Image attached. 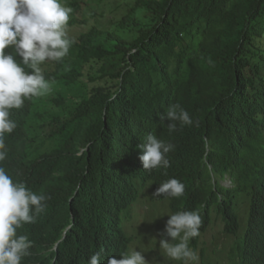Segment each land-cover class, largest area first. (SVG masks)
<instances>
[{"label": "trees", "instance_id": "1", "mask_svg": "<svg viewBox=\"0 0 264 264\" xmlns=\"http://www.w3.org/2000/svg\"><path fill=\"white\" fill-rule=\"evenodd\" d=\"M91 3L66 0L74 43L41 65L51 93L11 110L0 166L50 197L17 230L33 242L21 264H88L101 249V264L120 259L135 208L157 201L199 212L189 246L216 225L230 264H264V0H122L113 17ZM176 103L194 123L170 133L161 114ZM150 133L175 146L167 169L143 168ZM171 178L185 194L155 196Z\"/></svg>", "mask_w": 264, "mask_h": 264}, {"label": "clouds", "instance_id": "2", "mask_svg": "<svg viewBox=\"0 0 264 264\" xmlns=\"http://www.w3.org/2000/svg\"><path fill=\"white\" fill-rule=\"evenodd\" d=\"M72 11L66 0H0V162L8 155L5 134L12 133L17 126L10 118L11 110L22 108L25 100L44 97L52 91V84L45 78L41 65L47 61L60 62L69 55L74 43L67 31ZM6 49H14L15 55ZM161 115V121H171L167 124L170 133L176 130L177 122L181 126L194 123L179 103L170 105ZM138 147L143 149L140 160L145 170L170 167L167 154L175 147L172 143L150 133ZM161 194L182 197L185 185L171 178L161 183L154 195ZM48 199L49 196L37 194L23 182H14L0 166V264H21L22 259L30 255L33 242L27 235H18L17 230L26 223H35L45 211ZM169 216L165 232L171 239H160V249L168 258L183 261V264L195 261L189 241L200 235L202 218L199 212L178 211ZM103 251L91 255L88 264H101ZM120 255V259L107 257L106 264H147L140 250ZM204 261L201 264L211 263Z\"/></svg>", "mask_w": 264, "mask_h": 264}, {"label": "rangeland", "instance_id": "3", "mask_svg": "<svg viewBox=\"0 0 264 264\" xmlns=\"http://www.w3.org/2000/svg\"><path fill=\"white\" fill-rule=\"evenodd\" d=\"M121 1L122 0H104L98 8L97 1L92 0L91 4L94 5L99 12L109 10L110 13L112 11L113 17L114 15H120L119 13L122 9L113 10V8ZM123 1L132 4L135 0ZM123 8L126 9L125 6H123ZM101 18L102 20L107 19L105 17ZM91 19L95 21L96 18L91 16ZM224 183L230 185L229 181H225ZM150 206L151 204L149 202H145L143 205L139 206V208H135L134 217L138 218V223L133 224L132 228L129 229L135 236V241L130 247L129 254L136 250L142 251L147 260V264H183V261L168 258L159 247L160 239L166 238V223L167 220L170 219L169 215L171 211L164 201H157L151 207ZM160 219H162L161 224H159ZM229 242L230 238L222 234L216 225L213 226L208 233L204 234L198 246H189L195 253L196 260L189 261L188 264H201L202 260H205L203 263L211 262L210 264H217L218 261H221V264H230L228 259ZM172 243H178V241H172ZM202 249H205L206 252L202 253Z\"/></svg>", "mask_w": 264, "mask_h": 264}]
</instances>
